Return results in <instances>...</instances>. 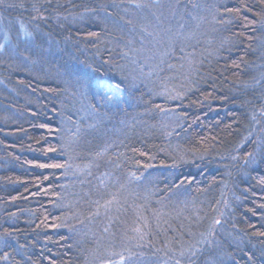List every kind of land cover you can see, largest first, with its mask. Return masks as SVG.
Returning <instances> with one entry per match:
<instances>
[{"label":"trees","instance_id":"16d2710c","mask_svg":"<svg viewBox=\"0 0 264 264\" xmlns=\"http://www.w3.org/2000/svg\"><path fill=\"white\" fill-rule=\"evenodd\" d=\"M178 262L264 264V0H0V264Z\"/></svg>","mask_w":264,"mask_h":264},{"label":"snow or ice","instance_id":"6c2138e0","mask_svg":"<svg viewBox=\"0 0 264 264\" xmlns=\"http://www.w3.org/2000/svg\"><path fill=\"white\" fill-rule=\"evenodd\" d=\"M53 167H60V165H52ZM217 223H218V221H217ZM193 255L195 254L194 252L192 253ZM178 264H179V262H178Z\"/></svg>","mask_w":264,"mask_h":264}]
</instances>
